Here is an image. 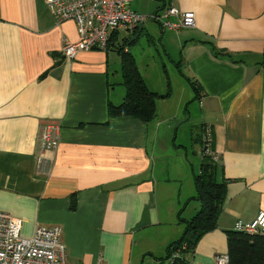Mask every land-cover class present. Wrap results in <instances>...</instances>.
Listing matches in <instances>:
<instances>
[{
	"label": "crops",
	"instance_id": "0c3cea01",
	"mask_svg": "<svg viewBox=\"0 0 264 264\" xmlns=\"http://www.w3.org/2000/svg\"><path fill=\"white\" fill-rule=\"evenodd\" d=\"M46 1L0 0V212L21 220L24 238L60 227L69 264H167L168 248L185 231L181 219L200 210L194 179L207 158L226 185L225 200L217 228L185 264H217L218 255H229L236 223L264 212V0H154L161 3L154 14L146 13L148 0H133L138 14L166 5L196 18L194 28L180 30L155 22L192 93L185 84L179 91L156 82L138 63L152 92L170 94L158 100L150 123L109 117V104L126 94L119 55L92 50L66 58L64 46L79 41L76 24L59 23ZM143 25L138 35L146 33L151 45L154 35ZM190 82L200 87L199 99ZM196 100L198 172L188 157L196 136L185 132ZM50 126L58 127L60 144L41 162ZM166 132H175L178 152L168 148Z\"/></svg>",
	"mask_w": 264,
	"mask_h": 264
},
{
	"label": "built area",
	"instance_id": "2783aa9c",
	"mask_svg": "<svg viewBox=\"0 0 264 264\" xmlns=\"http://www.w3.org/2000/svg\"><path fill=\"white\" fill-rule=\"evenodd\" d=\"M46 3L59 23L73 21L76 24L79 41L67 43L63 48V55L69 59H75L83 51H108L114 33L135 32L148 18L132 9L133 0H47ZM150 18L163 30L189 29L196 25L193 12H182L175 7ZM59 144L58 127L45 128L41 137V162L44 155L56 150ZM205 156L217 160L208 147H205ZM22 228L21 220L0 212V264H69L60 227H38L30 238L22 236ZM235 231L264 236V212L253 221H238ZM217 264H230V256L218 255Z\"/></svg>",
	"mask_w": 264,
	"mask_h": 264
},
{
	"label": "trees",
	"instance_id": "16d2710c",
	"mask_svg": "<svg viewBox=\"0 0 264 264\" xmlns=\"http://www.w3.org/2000/svg\"><path fill=\"white\" fill-rule=\"evenodd\" d=\"M166 9L164 5L156 14ZM138 34L137 29L133 35ZM139 37L140 35L136 40L130 41L127 38L120 39L119 33L111 36L108 50L115 51L120 57L122 82L126 94L121 104H109L108 115L111 119L129 117L143 123H150L158 115V100L168 98L170 94H157L147 86L139 70L136 57L128 49L137 43ZM190 83L197 94L196 99H199L200 87L196 83ZM208 160L204 158L201 171L195 175L194 179L197 193L195 199L200 204V210L190 221L181 219V222L185 223V231L181 239L168 248L167 264H185L186 255L194 250L199 240L217 228L225 200L226 185L217 183L215 165ZM72 208H75L74 202ZM229 256L230 264H264V236L230 232Z\"/></svg>",
	"mask_w": 264,
	"mask_h": 264
},
{
	"label": "rangeland",
	"instance_id": "374dc122",
	"mask_svg": "<svg viewBox=\"0 0 264 264\" xmlns=\"http://www.w3.org/2000/svg\"><path fill=\"white\" fill-rule=\"evenodd\" d=\"M168 1V0H165ZM161 4V3H160ZM159 3L154 4V0H148V2H146V7L149 9V12L146 13H150L152 11V9H154L153 14L156 12V9L158 8V6L160 5ZM134 8V7H133ZM162 12V11H161ZM152 14V16H153ZM143 16H151L150 14H141ZM149 22H148V21ZM147 20L145 21L146 26H147V30L150 31V36L151 33L154 35L153 39H152V44L150 45L148 38L146 36V33L140 37V39L138 40V44L136 43L135 45H132L131 48H133V53H135L138 57V63L139 66H141L142 69V73H144L145 75H152L153 79L156 82H173L174 87L177 88L179 91H181L183 89L184 84L187 85L189 87V90H191L190 92L192 93V88L188 82L187 79H185L184 77H182V75L180 74L179 70L181 69L180 67H177V65L172 64V62L169 60V58L167 57L168 54H166L164 52V49L162 47V44L159 42L160 41V37H161V31H160V27L158 26L157 23H155V21H153L152 18H147ZM139 29V28H138ZM120 39H124L127 38L130 41L133 40V38L135 37L134 35H129V33L125 32V31H121L120 33ZM173 52H175V50H172ZM113 55L117 56L116 52H113ZM122 79V76H121ZM181 89V90H180ZM189 101V100H188ZM191 101V100H190ZM174 106L177 105V99H174L173 101ZM190 112L192 114V119L189 121L187 120L188 124L186 126V131L185 132H190V129L194 131V134L196 136V143L194 146V152H192V150L189 151L188 153V157H189V163L194 165L195 167V171L198 172V170L200 169V165L202 163L201 160V156L199 153V149H201V144L197 143V138L200 137V133H201V121H200V115H201V110L199 108V103L198 101H193L190 104ZM186 105L184 106L185 109ZM189 116L187 115V118ZM183 126L181 127L180 131H179V136L178 139L175 140L176 145L179 147V145H181L184 141L183 138ZM177 132V131H176ZM164 136L167 137V143H168V148L170 149V151L174 150L173 152H178L177 150L174 149L173 147V141L176 137L175 132H166L164 134ZM184 157V156H183ZM173 161H176V158H173ZM191 168V167H190ZM185 184V189H188L189 184H187V182L184 183Z\"/></svg>",
	"mask_w": 264,
	"mask_h": 264
},
{
	"label": "water",
	"instance_id": "95a60500",
	"mask_svg": "<svg viewBox=\"0 0 264 264\" xmlns=\"http://www.w3.org/2000/svg\"><path fill=\"white\" fill-rule=\"evenodd\" d=\"M143 30H145V29H144V25L141 24V25L139 26V32H142ZM138 36H139V35H136V36L133 38V40H131V41L136 40V39L138 38Z\"/></svg>",
	"mask_w": 264,
	"mask_h": 264
}]
</instances>
